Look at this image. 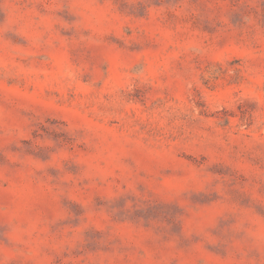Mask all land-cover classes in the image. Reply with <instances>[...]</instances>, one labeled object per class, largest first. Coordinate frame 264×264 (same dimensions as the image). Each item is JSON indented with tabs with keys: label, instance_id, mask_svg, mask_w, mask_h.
I'll return each mask as SVG.
<instances>
[{
	"label": "rangeland",
	"instance_id": "obj_1",
	"mask_svg": "<svg viewBox=\"0 0 264 264\" xmlns=\"http://www.w3.org/2000/svg\"><path fill=\"white\" fill-rule=\"evenodd\" d=\"M0 264H264V0H0Z\"/></svg>",
	"mask_w": 264,
	"mask_h": 264
}]
</instances>
